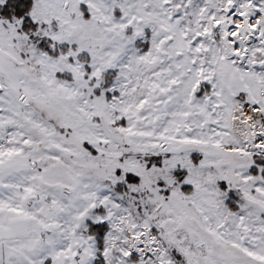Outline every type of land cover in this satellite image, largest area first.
<instances>
[{
  "label": "snow or ice",
  "instance_id": "6c2138e0",
  "mask_svg": "<svg viewBox=\"0 0 264 264\" xmlns=\"http://www.w3.org/2000/svg\"><path fill=\"white\" fill-rule=\"evenodd\" d=\"M0 264H264V0H0Z\"/></svg>",
  "mask_w": 264,
  "mask_h": 264
}]
</instances>
